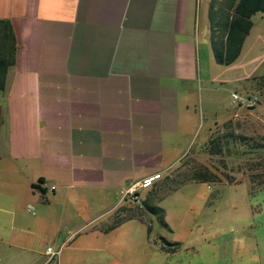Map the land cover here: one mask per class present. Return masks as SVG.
Wrapping results in <instances>:
<instances>
[{
  "label": "crops",
  "instance_id": "crops-1",
  "mask_svg": "<svg viewBox=\"0 0 264 264\" xmlns=\"http://www.w3.org/2000/svg\"><path fill=\"white\" fill-rule=\"evenodd\" d=\"M195 2L0 0L15 40L0 90V264H132L108 236L143 221L140 191L188 153L203 78L212 91ZM131 184L137 202L120 198Z\"/></svg>",
  "mask_w": 264,
  "mask_h": 264
},
{
  "label": "rangeland",
  "instance_id": "rangeland-1",
  "mask_svg": "<svg viewBox=\"0 0 264 264\" xmlns=\"http://www.w3.org/2000/svg\"><path fill=\"white\" fill-rule=\"evenodd\" d=\"M231 1L195 2L196 22L207 52L210 5L213 13H221ZM250 20L252 25L236 60L223 65L213 57L208 61L200 58L201 73L206 67L210 73L212 91L203 78L198 85L201 103L194 104L198 118L185 150L188 153L167 173L163 184L161 178L153 182L154 186H144L148 196L140 191L142 202L161 210L165 226L160 225L157 215L144 209L143 221L118 227L108 239L115 248L123 249L119 257L123 262L133 259L129 260L132 264H264V188L250 193L246 178L249 162H264V147L256 145L264 144V83L259 80L264 75V14L256 12ZM244 75L246 79L242 78ZM232 92L256 95L258 103L251 109L237 108L231 101ZM211 118L216 124L211 123ZM208 122L210 130L200 144ZM225 132L234 135L227 139L228 149L208 155V138ZM239 135L243 140L235 137ZM204 169L211 180H185L193 171ZM137 205L140 208L141 204Z\"/></svg>",
  "mask_w": 264,
  "mask_h": 264
},
{
  "label": "trees",
  "instance_id": "trees-1",
  "mask_svg": "<svg viewBox=\"0 0 264 264\" xmlns=\"http://www.w3.org/2000/svg\"><path fill=\"white\" fill-rule=\"evenodd\" d=\"M224 8L226 10H221V13L218 11L213 13L212 6L210 5L208 17L210 21V44L213 60L218 64L228 65L234 61L239 54L242 42L252 25L250 20L251 15L256 12L264 14V0H232ZM217 40L218 44L216 45L215 42H217ZM14 51L15 40L11 24L8 19L0 18V90L3 89L6 72L13 64ZM259 80L264 83V75L259 76ZM235 137L243 140L240 135ZM228 138H234V135L230 132H228V134L225 132L220 136L213 135L209 137L205 144V147H207V154L217 155L222 153L223 149L227 150ZM222 139L225 141L223 142ZM256 145L264 147V144ZM248 164L249 168L247 167L246 169V178L251 193L256 189L264 188V170H261V168L264 167V162L256 160ZM261 165L262 167H260ZM209 177L210 173L204 169L193 171L187 176L186 180L209 181L211 180ZM228 183H231L229 178ZM141 205L149 213L157 215L160 225L165 226L159 208L150 206L145 202H141Z\"/></svg>",
  "mask_w": 264,
  "mask_h": 264
},
{
  "label": "built area",
  "instance_id": "built-area-1",
  "mask_svg": "<svg viewBox=\"0 0 264 264\" xmlns=\"http://www.w3.org/2000/svg\"><path fill=\"white\" fill-rule=\"evenodd\" d=\"M230 97H231L232 103H234L237 106V108L251 109L258 102L257 96L253 95V94L242 96V95H237L235 92H232L230 94ZM137 189H138V186H136V184H131V185L127 186L121 192L120 198L126 196L130 200L137 202L138 199H137V195L135 193ZM28 209H30V208L28 207ZM59 248L60 247H58L57 249L54 250V249H52L51 246H47L46 253H48L49 255L56 256L59 253Z\"/></svg>",
  "mask_w": 264,
  "mask_h": 264
}]
</instances>
